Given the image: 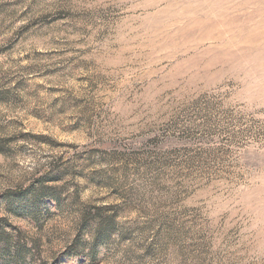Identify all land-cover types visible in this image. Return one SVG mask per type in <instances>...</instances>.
I'll use <instances>...</instances> for the list:
<instances>
[{"label": "rangeland", "instance_id": "obj_1", "mask_svg": "<svg viewBox=\"0 0 264 264\" xmlns=\"http://www.w3.org/2000/svg\"><path fill=\"white\" fill-rule=\"evenodd\" d=\"M0 264H264V0H0Z\"/></svg>", "mask_w": 264, "mask_h": 264}]
</instances>
